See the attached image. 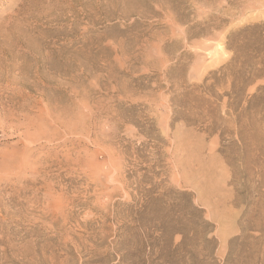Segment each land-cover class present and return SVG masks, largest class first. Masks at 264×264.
<instances>
[{
    "label": "rangeland",
    "instance_id": "374dc122",
    "mask_svg": "<svg viewBox=\"0 0 264 264\" xmlns=\"http://www.w3.org/2000/svg\"><path fill=\"white\" fill-rule=\"evenodd\" d=\"M0 264H264V0H0Z\"/></svg>",
    "mask_w": 264,
    "mask_h": 264
}]
</instances>
